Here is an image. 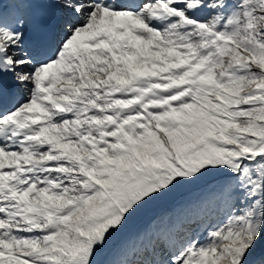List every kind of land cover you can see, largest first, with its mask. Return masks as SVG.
<instances>
[{"label":"snow or ice","instance_id":"obj_1","mask_svg":"<svg viewBox=\"0 0 264 264\" xmlns=\"http://www.w3.org/2000/svg\"><path fill=\"white\" fill-rule=\"evenodd\" d=\"M0 264H264V0H0Z\"/></svg>","mask_w":264,"mask_h":264}]
</instances>
